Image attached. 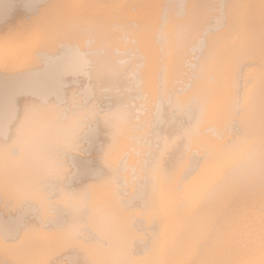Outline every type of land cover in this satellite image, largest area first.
<instances>
[{
    "label": "bare ground",
    "instance_id": "1",
    "mask_svg": "<svg viewBox=\"0 0 264 264\" xmlns=\"http://www.w3.org/2000/svg\"><path fill=\"white\" fill-rule=\"evenodd\" d=\"M0 6V264H264V0Z\"/></svg>",
    "mask_w": 264,
    "mask_h": 264
},
{
    "label": "snow or ice",
    "instance_id": "2",
    "mask_svg": "<svg viewBox=\"0 0 264 264\" xmlns=\"http://www.w3.org/2000/svg\"><path fill=\"white\" fill-rule=\"evenodd\" d=\"M0 6L14 7L15 5L11 3L10 0H0Z\"/></svg>",
    "mask_w": 264,
    "mask_h": 264
}]
</instances>
